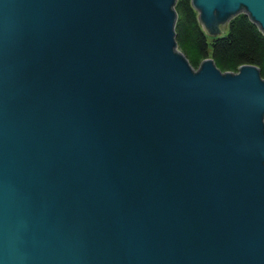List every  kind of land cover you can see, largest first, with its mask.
Masks as SVG:
<instances>
[{
    "label": "water",
    "instance_id": "water-1",
    "mask_svg": "<svg viewBox=\"0 0 264 264\" xmlns=\"http://www.w3.org/2000/svg\"><path fill=\"white\" fill-rule=\"evenodd\" d=\"M176 1L0 0V264H264V77L196 69Z\"/></svg>",
    "mask_w": 264,
    "mask_h": 264
},
{
    "label": "trees",
    "instance_id": "trees-1",
    "mask_svg": "<svg viewBox=\"0 0 264 264\" xmlns=\"http://www.w3.org/2000/svg\"><path fill=\"white\" fill-rule=\"evenodd\" d=\"M175 8L178 48L196 69L211 57L224 72L253 64L264 77V31L248 14L239 13L229 21L226 32L211 35L202 26L192 0H177Z\"/></svg>",
    "mask_w": 264,
    "mask_h": 264
},
{
    "label": "bare ground",
    "instance_id": "bare-ground-1",
    "mask_svg": "<svg viewBox=\"0 0 264 264\" xmlns=\"http://www.w3.org/2000/svg\"><path fill=\"white\" fill-rule=\"evenodd\" d=\"M240 13H243V12H240ZM238 14H239V13H238ZM238 14H237V15H238Z\"/></svg>",
    "mask_w": 264,
    "mask_h": 264
}]
</instances>
